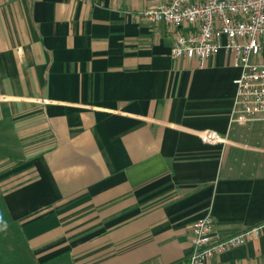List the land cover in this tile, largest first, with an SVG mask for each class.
I'll return each mask as SVG.
<instances>
[{
	"label": "crops",
	"instance_id": "1",
	"mask_svg": "<svg viewBox=\"0 0 264 264\" xmlns=\"http://www.w3.org/2000/svg\"><path fill=\"white\" fill-rule=\"evenodd\" d=\"M169 1L0 0V264H189L195 220L264 226V114L233 121L225 48L171 56ZM209 264H264V227Z\"/></svg>",
	"mask_w": 264,
	"mask_h": 264
},
{
	"label": "built area",
	"instance_id": "2",
	"mask_svg": "<svg viewBox=\"0 0 264 264\" xmlns=\"http://www.w3.org/2000/svg\"><path fill=\"white\" fill-rule=\"evenodd\" d=\"M143 16L152 24L160 22L181 29L171 48L173 58L196 59L203 66L220 48H225L233 64L240 68L235 80L233 121L243 124L264 114V62L257 61L264 39V0H170L146 10ZM222 37L226 38L225 44L220 42ZM202 139L210 144L223 141L211 130L205 131ZM189 227V264H209L215 255L259 236L264 226L224 239L216 236L210 215Z\"/></svg>",
	"mask_w": 264,
	"mask_h": 264
}]
</instances>
